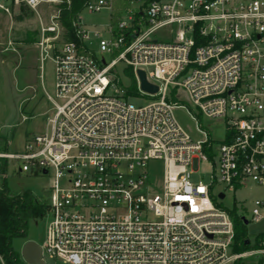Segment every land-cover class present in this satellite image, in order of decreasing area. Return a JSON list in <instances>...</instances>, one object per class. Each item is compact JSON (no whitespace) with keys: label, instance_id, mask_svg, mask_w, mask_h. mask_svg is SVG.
<instances>
[{"label":"built area","instance_id":"built-area-1","mask_svg":"<svg viewBox=\"0 0 264 264\" xmlns=\"http://www.w3.org/2000/svg\"><path fill=\"white\" fill-rule=\"evenodd\" d=\"M70 1L0 0L8 14L53 7L47 21L38 15L34 43L40 67L46 59L54 65L48 131L13 152L8 140L0 148L16 173L51 176L43 260L264 264V233L246 234L239 250L232 209L222 202L246 182L264 185V0H85L67 28L59 5ZM83 9H106L107 23L88 29ZM95 47L109 58H97ZM5 51L16 52L11 40ZM118 64L132 70L134 89L121 86ZM137 70L154 93L140 88ZM145 96L154 99H129ZM178 107L200 140L178 123ZM203 119L221 124L223 138L215 140ZM202 161L210 176L195 182ZM155 162L157 186L148 169ZM263 210L255 199L250 220Z\"/></svg>","mask_w":264,"mask_h":264},{"label":"rangeland","instance_id":"rangeland-1","mask_svg":"<svg viewBox=\"0 0 264 264\" xmlns=\"http://www.w3.org/2000/svg\"><path fill=\"white\" fill-rule=\"evenodd\" d=\"M52 11L53 7L49 5H41L36 11L26 8L22 12L16 7L10 14L0 9V48L11 40L16 49V52H0V136L8 140L7 150L10 152L20 148L26 138L48 131L47 119L52 115V105L47 99V94H53L54 65L51 60L46 59L40 67L34 43L39 28L38 15L45 22ZM16 14H20L21 18L16 20L14 18ZM80 16L90 30L102 28L108 20L106 9L95 13L83 9ZM94 49L97 58L105 60L109 58L107 53L98 51L96 47ZM20 53L23 59L18 60L16 56ZM3 58L5 61H2ZM125 69L122 64L114 68L121 86L131 88V80ZM180 98L187 100L186 93L182 92ZM129 99L136 105H143L154 98L145 96L144 99L140 97ZM174 116L190 136L199 140L202 138L196 132V123L186 109L175 108ZM202 124L211 130V136L215 140L223 138L221 124L208 119H203ZM148 169L153 185L157 186L161 171L160 162L151 163ZM209 176L210 166L203 161L199 163L198 170L191 174L195 182H207ZM51 183L50 175L16 173L11 165H7L6 171L0 173V187L4 184L12 194L30 192L41 201H44L46 190ZM258 198L264 200V185L246 182L241 189L226 192L222 200L223 204L234 209L237 215L242 213L248 218L249 222L245 225V229L249 238L264 233V217L257 222L250 220L253 202ZM262 212L264 214V210ZM47 221L46 215L39 219H30L27 223L26 235L14 238L12 247L20 254L21 247L26 241L30 240L41 245ZM45 259L49 264H71L60 259L47 257Z\"/></svg>","mask_w":264,"mask_h":264},{"label":"trees","instance_id":"trees-1","mask_svg":"<svg viewBox=\"0 0 264 264\" xmlns=\"http://www.w3.org/2000/svg\"><path fill=\"white\" fill-rule=\"evenodd\" d=\"M85 0H71L69 4H60V21L65 27H70L71 18L81 9ZM26 9L20 6L21 12ZM16 20L20 19V14L14 16ZM131 80V90L135 88L136 82L130 68L125 69ZM6 138L0 136V148L5 149ZM6 171V162L0 159V173ZM46 210V201H41L30 192L22 191L12 194L6 186L2 184L0 187V254L5 264H25L20 254L12 247L14 238L24 237L26 235L27 223L30 219H39L44 216ZM233 223L235 231V242L238 243L237 248L242 250L248 245L244 244L246 237L245 225L234 211Z\"/></svg>","mask_w":264,"mask_h":264},{"label":"water","instance_id":"water-1","mask_svg":"<svg viewBox=\"0 0 264 264\" xmlns=\"http://www.w3.org/2000/svg\"><path fill=\"white\" fill-rule=\"evenodd\" d=\"M136 74L139 79L140 88L144 91L154 93L157 87L150 84L145 79V74L142 70H137ZM45 172V171H44ZM222 196V194H220ZM247 242V241H246ZM20 256L26 264H49L45 262L41 254V246L33 241H26L20 250Z\"/></svg>","mask_w":264,"mask_h":264},{"label":"crops","instance_id":"crops-1","mask_svg":"<svg viewBox=\"0 0 264 264\" xmlns=\"http://www.w3.org/2000/svg\"><path fill=\"white\" fill-rule=\"evenodd\" d=\"M16 57H17L18 60L23 59L22 53H20L19 55L17 54ZM2 61H5V58H3Z\"/></svg>","mask_w":264,"mask_h":264}]
</instances>
